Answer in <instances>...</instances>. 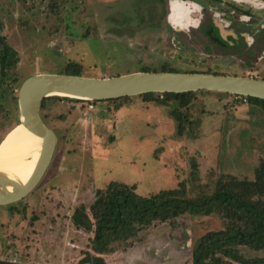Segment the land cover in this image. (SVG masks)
Masks as SVG:
<instances>
[{
  "label": "rangeland",
  "instance_id": "374dc122",
  "mask_svg": "<svg viewBox=\"0 0 264 264\" xmlns=\"http://www.w3.org/2000/svg\"><path fill=\"white\" fill-rule=\"evenodd\" d=\"M234 3L250 13L239 16L224 7ZM0 20L18 58L6 91L0 89V142L19 123L20 85L35 74L77 68L85 77L109 78L166 68L264 80V8L244 1L0 0ZM212 26L228 45L212 41L207 34ZM228 33L233 41L237 36L238 47L225 39ZM131 97L130 103L44 102L39 115L57 143L38 185L13 204L24 213L0 206V259L190 264L200 237L224 228L219 214H184L155 222L128 240L90 242L93 233L71 224L70 216L81 208L94 221L97 192L104 195L112 181L143 197L181 190L196 200L208 197L219 178L253 180L264 160V112L240 96L196 94L187 107L191 126L183 135L169 114L175 103ZM238 253L246 259L264 255L245 247Z\"/></svg>",
  "mask_w": 264,
  "mask_h": 264
},
{
  "label": "trees",
  "instance_id": "16d2710c",
  "mask_svg": "<svg viewBox=\"0 0 264 264\" xmlns=\"http://www.w3.org/2000/svg\"><path fill=\"white\" fill-rule=\"evenodd\" d=\"M2 28L0 20V89L6 91V82L11 76L9 71L16 67L18 58L15 50L8 45L5 36L2 35ZM218 30L217 27L210 28L207 34L212 41L220 45H228L222 41L221 32ZM161 72L178 71L162 68ZM193 73L211 74L209 71H194ZM62 74L82 76L77 68L71 71L66 70ZM212 74L218 75L217 73ZM204 92L208 91L147 93L141 96L147 100L148 95H151L154 101L161 104L170 101L175 103L176 105L169 111V114L176 122L177 134L183 135L191 126L187 107L195 99L196 94ZM131 98L126 96L91 102L123 101L130 103ZM240 98L248 105L256 106L264 112V100L245 96H240ZM47 100L87 101L50 96L43 99L42 107ZM121 107L122 105L118 104L116 109L119 110ZM97 197L93 204L95 212L92 218L94 221L84 213L83 208L76 209L70 216L71 224L75 228L95 235V239L90 242L97 239L108 241L113 238L128 240L136 237L140 231L155 222H166L184 214H219L224 220V228L207 232L200 237L192 251L190 264H264V255L246 259L238 253L240 247H245L264 254V160H261L255 169L253 180L219 178L213 192L203 199H188L181 190H162L151 197H143L138 195L132 186L113 181L108 183L105 194L98 191ZM8 208L16 213H24V209L20 211L13 204ZM103 238L108 239L103 240ZM0 264L26 263L0 259Z\"/></svg>",
  "mask_w": 264,
  "mask_h": 264
},
{
  "label": "water",
  "instance_id": "95a60500",
  "mask_svg": "<svg viewBox=\"0 0 264 264\" xmlns=\"http://www.w3.org/2000/svg\"><path fill=\"white\" fill-rule=\"evenodd\" d=\"M202 90L264 100V80L242 76L139 71L109 78L62 73H41L27 77L20 85L17 95L19 122L41 138L40 155L32 175L25 183L20 184L0 174V206H9L25 198L38 185L52 159L57 136L39 115L43 99L60 96L102 101L147 93ZM8 186L11 188L8 189Z\"/></svg>",
  "mask_w": 264,
  "mask_h": 264
},
{
  "label": "bare ground",
  "instance_id": "6f19581e",
  "mask_svg": "<svg viewBox=\"0 0 264 264\" xmlns=\"http://www.w3.org/2000/svg\"><path fill=\"white\" fill-rule=\"evenodd\" d=\"M41 141L20 122L16 124L0 142V174L25 183L36 167Z\"/></svg>",
  "mask_w": 264,
  "mask_h": 264
},
{
  "label": "flooded vegetation",
  "instance_id": "af4514ba",
  "mask_svg": "<svg viewBox=\"0 0 264 264\" xmlns=\"http://www.w3.org/2000/svg\"><path fill=\"white\" fill-rule=\"evenodd\" d=\"M235 1H237V0H235ZM240 2H246V3H248V6L249 7H253V6H259V8H264V0H239ZM229 3V2H228ZM235 5L233 6L232 4H230V5H224V7H226V8H228V9H230V7L231 8H233L234 10H236V12L237 13H239V16H247L249 13H248V11L249 10H242V9H239L238 8V10L236 9V3H234ZM250 4H252V5H250ZM238 6H240V7H243V4H237ZM174 6H176L177 7V5L176 4H174L173 3V7ZM194 9H196L195 7H193V6H190L189 7V10L191 11H194ZM225 9V8H224ZM226 10V9H225ZM200 15H201V13H200ZM239 20H241V19H239ZM201 21H202V19H201ZM218 31H220V30H218ZM225 39L226 40H228V39H230V44L231 45H233V47L234 46H237V45H239L238 43H236L237 42V36H236V38H234V39H236L235 41H233V38H232V36H231V34H226L225 35ZM242 39H243V37H242ZM232 42V43H231ZM240 43V42H239ZM238 47V46H237Z\"/></svg>",
  "mask_w": 264,
  "mask_h": 264
}]
</instances>
